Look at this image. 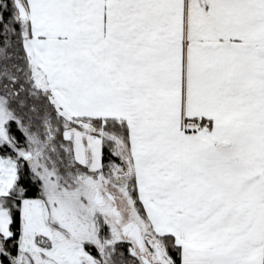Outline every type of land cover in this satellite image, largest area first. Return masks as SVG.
Wrapping results in <instances>:
<instances>
[{
    "label": "snow or ice",
    "instance_id": "6c2138e0",
    "mask_svg": "<svg viewBox=\"0 0 264 264\" xmlns=\"http://www.w3.org/2000/svg\"><path fill=\"white\" fill-rule=\"evenodd\" d=\"M0 264H264V0H0Z\"/></svg>",
    "mask_w": 264,
    "mask_h": 264
}]
</instances>
